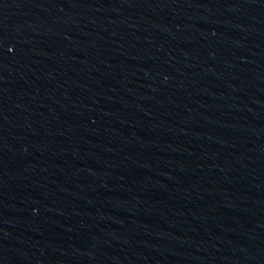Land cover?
<instances>
[{"label":"water","instance_id":"water-1","mask_svg":"<svg viewBox=\"0 0 264 264\" xmlns=\"http://www.w3.org/2000/svg\"><path fill=\"white\" fill-rule=\"evenodd\" d=\"M0 264H264V0H0Z\"/></svg>","mask_w":264,"mask_h":264}]
</instances>
